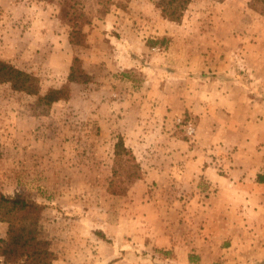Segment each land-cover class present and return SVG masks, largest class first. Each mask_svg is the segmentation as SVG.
<instances>
[{"label": "rangeland", "instance_id": "rangeland-1", "mask_svg": "<svg viewBox=\"0 0 264 264\" xmlns=\"http://www.w3.org/2000/svg\"><path fill=\"white\" fill-rule=\"evenodd\" d=\"M157 2L0 0V59L37 76L43 92L70 91L43 108L0 84V192L43 206L40 234L51 242L52 264H181L137 234L138 180L129 175L144 178L175 166L169 154L200 150L196 122L177 112L217 89L218 75L254 74L263 87V3L192 0L174 23ZM75 25L84 45L73 43ZM75 58L85 76L69 82ZM119 137L131 153L117 159ZM176 181L149 185L143 199H183ZM111 183L125 194H112ZM6 231L0 223V235Z\"/></svg>", "mask_w": 264, "mask_h": 264}, {"label": "crops", "instance_id": "crops-1", "mask_svg": "<svg viewBox=\"0 0 264 264\" xmlns=\"http://www.w3.org/2000/svg\"><path fill=\"white\" fill-rule=\"evenodd\" d=\"M252 78L220 74L217 89L187 99L177 113L196 122L200 150L169 154L175 166L153 168L133 187L137 234L181 264H264V84ZM175 178L183 199H143L144 188Z\"/></svg>", "mask_w": 264, "mask_h": 264}, {"label": "trees", "instance_id": "trees-1", "mask_svg": "<svg viewBox=\"0 0 264 264\" xmlns=\"http://www.w3.org/2000/svg\"><path fill=\"white\" fill-rule=\"evenodd\" d=\"M257 1L264 4V0ZM191 2L192 0H158L157 7L167 21L181 23ZM261 14L264 15V5ZM71 36L75 38L73 43L84 45L85 35L81 27L75 25ZM84 76L82 61L75 58L68 81L77 82ZM0 84H10L17 92L35 96L38 105L43 108H49L56 102L70 98L67 87L51 88L43 92L37 76L4 59H0ZM129 153L131 152L126 148L123 137H119L115 144L116 158L128 156ZM129 178L132 182L142 179V175L133 172ZM259 182H264V176H259ZM113 186L111 183L112 194H125L126 191ZM42 210V205L21 195L7 197L0 192V223L7 224L5 235H0V256L4 264H52L55 255L51 250V242L43 239L40 234Z\"/></svg>", "mask_w": 264, "mask_h": 264}, {"label": "built area", "instance_id": "built-area-1", "mask_svg": "<svg viewBox=\"0 0 264 264\" xmlns=\"http://www.w3.org/2000/svg\"><path fill=\"white\" fill-rule=\"evenodd\" d=\"M0 264H2V259H1V257H0Z\"/></svg>", "mask_w": 264, "mask_h": 264}]
</instances>
